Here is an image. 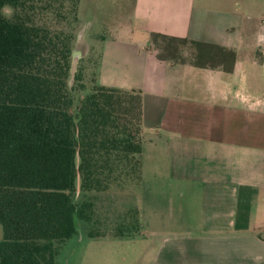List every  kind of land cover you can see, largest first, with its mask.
Instances as JSON below:
<instances>
[{
    "label": "crops",
    "instance_id": "0c3cea01",
    "mask_svg": "<svg viewBox=\"0 0 264 264\" xmlns=\"http://www.w3.org/2000/svg\"><path fill=\"white\" fill-rule=\"evenodd\" d=\"M127 9L101 39L95 78L139 92L141 174L143 160L166 169L186 196L168 229L150 231L146 264H264V0ZM219 48L233 52L230 70ZM147 134L161 146H144Z\"/></svg>",
    "mask_w": 264,
    "mask_h": 264
},
{
    "label": "trees",
    "instance_id": "16d2710c",
    "mask_svg": "<svg viewBox=\"0 0 264 264\" xmlns=\"http://www.w3.org/2000/svg\"><path fill=\"white\" fill-rule=\"evenodd\" d=\"M77 5L0 0V264H55L76 219L93 221L97 194L140 182L139 92L96 84L92 53L90 84L78 67L68 84ZM219 53L230 70L233 52ZM131 212L88 235L135 234Z\"/></svg>",
    "mask_w": 264,
    "mask_h": 264
},
{
    "label": "rangeland",
    "instance_id": "374dc122",
    "mask_svg": "<svg viewBox=\"0 0 264 264\" xmlns=\"http://www.w3.org/2000/svg\"><path fill=\"white\" fill-rule=\"evenodd\" d=\"M128 3L129 0H78V28L73 50L77 55L75 70L78 67L81 71L79 80L85 86L90 84L93 77L91 67L94 64L86 60L87 56L90 53L96 56L100 51L101 39L110 38L116 33L115 23L127 17ZM203 50L205 56L199 57V60H208L213 52L207 48ZM93 81L98 84L96 78ZM74 101H77L76 95ZM150 142L160 147L162 140L159 136L147 134L143 144L146 146ZM143 161L139 184L129 183L97 194L93 221L76 219L75 233L58 246L55 264H146L155 240L150 231L168 229L171 209L175 214L178 203L185 201L186 196H178V190L182 187L170 183L168 170L155 172L149 162ZM134 209L139 224L135 234H110L108 238L88 235L90 231L101 233L110 230L119 217L132 215ZM1 236L0 226V239Z\"/></svg>",
    "mask_w": 264,
    "mask_h": 264
},
{
    "label": "water",
    "instance_id": "95a60500",
    "mask_svg": "<svg viewBox=\"0 0 264 264\" xmlns=\"http://www.w3.org/2000/svg\"><path fill=\"white\" fill-rule=\"evenodd\" d=\"M79 35H77V39H78ZM77 61V55L76 52L73 50L72 54H71V61H70V68H69V81L68 84L71 85L72 81H73V77H74V73H75V64ZM78 192V183L76 184V193Z\"/></svg>",
    "mask_w": 264,
    "mask_h": 264
}]
</instances>
